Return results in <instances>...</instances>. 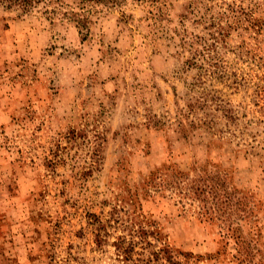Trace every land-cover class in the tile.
I'll return each instance as SVG.
<instances>
[{
	"label": "rangeland",
	"instance_id": "1",
	"mask_svg": "<svg viewBox=\"0 0 264 264\" xmlns=\"http://www.w3.org/2000/svg\"><path fill=\"white\" fill-rule=\"evenodd\" d=\"M29 6L0 1V264H123L142 231L264 264V0Z\"/></svg>",
	"mask_w": 264,
	"mask_h": 264
},
{
	"label": "trees",
	"instance_id": "2",
	"mask_svg": "<svg viewBox=\"0 0 264 264\" xmlns=\"http://www.w3.org/2000/svg\"><path fill=\"white\" fill-rule=\"evenodd\" d=\"M6 2L8 5H18L23 11H27L29 9V5L32 4L33 1L36 0H0ZM85 1H100V0H85ZM104 1V0H101ZM76 21L78 18H74ZM79 22V21H77ZM196 193H202L203 187L201 185H197L195 187ZM204 211V210H203ZM140 239L138 243L141 244V250L137 252L135 250V242L131 239V241L126 242L125 237H119L120 240L114 242L119 255L122 257L121 261L123 264H183L174 253L173 248L169 246L166 242H160L161 246H156L153 248V244L147 240V235L145 232L139 235ZM237 237V236H235ZM156 241H160L158 236H153ZM238 243V240L236 241ZM147 246H152L151 248H147ZM244 253V252H241ZM137 254L138 256H135ZM183 254L185 258L190 257L192 255L191 252H180Z\"/></svg>",
	"mask_w": 264,
	"mask_h": 264
}]
</instances>
